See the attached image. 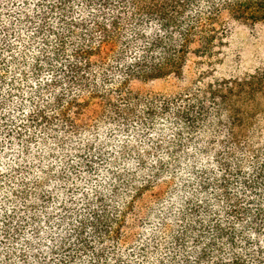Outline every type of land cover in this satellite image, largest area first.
Listing matches in <instances>:
<instances>
[{"label": "trees", "instance_id": "obj_1", "mask_svg": "<svg viewBox=\"0 0 264 264\" xmlns=\"http://www.w3.org/2000/svg\"><path fill=\"white\" fill-rule=\"evenodd\" d=\"M234 23L264 0H0V264H264V67L218 72Z\"/></svg>", "mask_w": 264, "mask_h": 264}, {"label": "rangeland", "instance_id": "obj_2", "mask_svg": "<svg viewBox=\"0 0 264 264\" xmlns=\"http://www.w3.org/2000/svg\"><path fill=\"white\" fill-rule=\"evenodd\" d=\"M261 67H264V25L254 26L251 24L234 23L226 41L224 56L218 66V72L224 76H241ZM165 88L166 84L162 81H157L151 85L143 86L134 84L132 86L134 95H140L144 92L153 90L162 91ZM124 102L125 100L118 101L121 105L124 104ZM102 105L104 106L105 102H102ZM104 112L108 116V121H106V123L109 122V120L113 122L115 119L120 118L118 113ZM129 120L131 123H138L135 118H129ZM106 123L101 124L104 125ZM142 126L146 129L144 125ZM127 140H130V142ZM167 140L172 143L171 139L168 138ZM155 143V140L148 135L147 131H140L132 137L129 136L128 138H125L122 145L125 146V150L133 151L134 147L139 148L138 153L132 155L134 167H140L144 173H149L152 161L159 155H162L160 150L156 151ZM112 203H116V200H113ZM111 211L115 212V207H112ZM222 217L229 222L234 220L227 214H223Z\"/></svg>", "mask_w": 264, "mask_h": 264}]
</instances>
